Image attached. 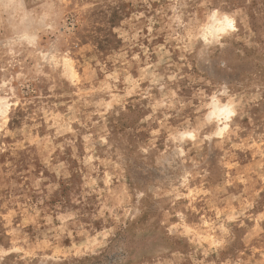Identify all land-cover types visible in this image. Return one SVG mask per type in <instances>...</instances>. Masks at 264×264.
Returning a JSON list of instances; mask_svg holds the SVG:
<instances>
[{
    "label": "rangeland",
    "instance_id": "rangeland-1",
    "mask_svg": "<svg viewBox=\"0 0 264 264\" xmlns=\"http://www.w3.org/2000/svg\"><path fill=\"white\" fill-rule=\"evenodd\" d=\"M0 264H264V0H0Z\"/></svg>",
    "mask_w": 264,
    "mask_h": 264
},
{
    "label": "clouds",
    "instance_id": "clouds-1",
    "mask_svg": "<svg viewBox=\"0 0 264 264\" xmlns=\"http://www.w3.org/2000/svg\"><path fill=\"white\" fill-rule=\"evenodd\" d=\"M170 10L172 12L171 20L177 28H186L183 11L177 10L174 5ZM48 27L50 28L51 26ZM235 30V13H228L220 8H213L205 14L203 21L198 23L195 31L190 33V40L193 43L202 42V47L204 48H211L216 45L222 47L221 41ZM19 40L27 44L28 47L36 49L38 48L40 37L33 33L25 32L20 34ZM11 54H13V50L9 49V55ZM38 55L41 60L54 64L58 53L40 51ZM203 107L207 111L198 128L178 131L170 137L173 142L183 143L187 139H195L200 130L213 124H215L216 130L210 133L207 139L211 140L213 136H219L222 132L227 131L228 123L237 115L238 105L228 85L224 83L205 97Z\"/></svg>",
    "mask_w": 264,
    "mask_h": 264
}]
</instances>
